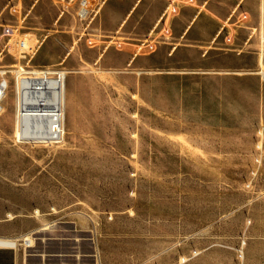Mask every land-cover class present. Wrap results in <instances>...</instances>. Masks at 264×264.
I'll return each mask as SVG.
<instances>
[{
    "label": "rangeland",
    "instance_id": "1",
    "mask_svg": "<svg viewBox=\"0 0 264 264\" xmlns=\"http://www.w3.org/2000/svg\"><path fill=\"white\" fill-rule=\"evenodd\" d=\"M82 1L0 0V237L28 264H264V2ZM18 66L72 71L60 140L17 141Z\"/></svg>",
    "mask_w": 264,
    "mask_h": 264
},
{
    "label": "bare ground",
    "instance_id": "2",
    "mask_svg": "<svg viewBox=\"0 0 264 264\" xmlns=\"http://www.w3.org/2000/svg\"><path fill=\"white\" fill-rule=\"evenodd\" d=\"M262 1L264 2V0L260 2ZM87 12V7L80 9L82 16ZM260 28L259 72L264 77V24H261ZM26 47V40L20 38L17 49L18 52L20 51V56L29 52L25 50ZM67 73L72 71L35 69L33 74L20 76L19 87L17 88L16 85L17 141L51 142L60 140L67 134L68 126L74 121L72 98L66 84ZM137 73H142V70H137ZM11 216L12 214L10 218Z\"/></svg>",
    "mask_w": 264,
    "mask_h": 264
},
{
    "label": "crops",
    "instance_id": "3",
    "mask_svg": "<svg viewBox=\"0 0 264 264\" xmlns=\"http://www.w3.org/2000/svg\"><path fill=\"white\" fill-rule=\"evenodd\" d=\"M86 1V0H85ZM88 3V1H87ZM88 5V4H87ZM247 7H250L248 5V3L246 4ZM88 8V11L90 10L89 6H85ZM186 8H187V13L189 16H192V19H195V17L200 14L202 11H200L197 7L195 6H190V5H186ZM252 11V10H251ZM180 13V12H179ZM179 13H174L172 15L175 16ZM254 15H258L260 14L261 16V20H262V24H264V17H263V13H262V10L259 11V13H254L252 12ZM262 14V15H261ZM168 15H169V9H166L165 10V13H163L161 16V22H163V19H165L166 17L168 18ZM159 21V22H160ZM209 19H204L203 20V25H202V29H201V32H203L204 34L206 33H210L212 31V28L211 26L209 25ZM158 24V23H157ZM257 27H256V31H257ZM192 39L193 40H196V39H200L201 37V33L200 31H198L197 35H192ZM26 40L29 42L28 38H26ZM136 56V55H135ZM14 236L12 237H6V236H2L0 237V257H4L5 255H7L8 257L5 259L6 261H2L0 262V264H28L29 263V260L30 258L28 257V252L22 250L23 248H18V249H12L13 247H15V243L12 241V239ZM36 256V255H34ZM37 256H40V255H37ZM40 258V257H39Z\"/></svg>",
    "mask_w": 264,
    "mask_h": 264
},
{
    "label": "built area",
    "instance_id": "4",
    "mask_svg": "<svg viewBox=\"0 0 264 264\" xmlns=\"http://www.w3.org/2000/svg\"><path fill=\"white\" fill-rule=\"evenodd\" d=\"M82 5L84 8L85 6H88L87 5V2L85 0L82 1ZM90 11V10H89ZM89 11L87 12V14L89 13ZM86 14V15H87ZM85 15V16H86ZM81 16V15H80ZM82 17V16H81ZM22 45H24V43H21ZM25 54V53H24ZM9 69H4L2 70L1 74H2V79L0 81V113H2L4 111V105H3V100L4 98L6 97L7 95V89L9 88V85H10V81L9 79L6 77L9 73ZM15 71V76H16V85H17V88L19 87V80H20V76L22 77L23 75L25 74H33V70H26L25 68L21 67V66H18ZM19 93V92H18ZM17 243L15 245V247L13 248H16L19 244L18 242V239L16 240ZM22 244H24L25 246L29 247L33 244V241L32 239L30 238V236H25L22 240Z\"/></svg>",
    "mask_w": 264,
    "mask_h": 264
}]
</instances>
